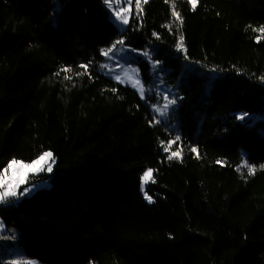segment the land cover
<instances>
[{
  "label": "trees",
  "instance_id": "1",
  "mask_svg": "<svg viewBox=\"0 0 264 264\" xmlns=\"http://www.w3.org/2000/svg\"><path fill=\"white\" fill-rule=\"evenodd\" d=\"M141 8L121 32L105 0H0V171L12 158H56L52 173L29 178L51 185L0 215L46 264H264V39L254 31L264 0ZM118 40L151 47L168 68L175 127L99 70ZM177 136L170 151L182 156L169 159ZM149 168L151 203L140 179Z\"/></svg>",
  "mask_w": 264,
  "mask_h": 264
},
{
  "label": "rangeland",
  "instance_id": "2",
  "mask_svg": "<svg viewBox=\"0 0 264 264\" xmlns=\"http://www.w3.org/2000/svg\"><path fill=\"white\" fill-rule=\"evenodd\" d=\"M142 2L143 0H141V3ZM111 3L113 5V7L111 8L107 4L106 5L109 9L112 20L122 32L127 27V24H124L122 21H120L115 16V12L119 11L121 7L128 8L129 4L126 3L125 0H111ZM134 7L135 0H132L130 12L128 14V21ZM144 52H148L150 54L151 59L144 56ZM153 55L154 51L151 49V47L134 49L127 46L124 41L123 45H117V47L113 49V52L110 53L109 56H104L103 61H101L99 64V70L114 79L117 75H119L121 79L119 81H117L116 79L115 80L123 85L133 88L139 94L141 100L149 105L150 110L155 118V121L159 123H165L172 128L175 127L177 124L175 121H172V114L175 108L179 105L181 97L178 94L177 83L173 84L167 77L168 68L161 62H159V64H156L154 68L155 60L153 58ZM137 58H140L142 62H146L148 64V69L143 67L139 62H132ZM129 78H131V80ZM136 79H139L141 81V85L144 89L143 96H141L140 94L141 85H135ZM165 96H167L169 100L176 101L175 104L169 105L167 109L164 108V104L166 103L164 99ZM239 116L243 118H249L255 117V114L240 112ZM24 162L30 163L31 161ZM55 164L56 158L55 163L53 164L52 171L54 169ZM52 171H42L38 174H50L52 173ZM31 176L32 175H30L29 178ZM29 178L26 184L20 186V188L18 189V193L22 192L25 187L30 188V191H28L24 195L18 194L16 197H9L6 202L0 203V205L17 203L23 197L31 195L38 188L49 187L51 185V182L47 179L29 183ZM147 184H145L144 186V191H146ZM0 221H2L5 225V228L0 230V264H12L13 261H20L22 262V264H25V262H35V264H46L38 258L27 256L24 253L23 248L18 244L17 229H8L1 215Z\"/></svg>",
  "mask_w": 264,
  "mask_h": 264
},
{
  "label": "snow or ice",
  "instance_id": "3",
  "mask_svg": "<svg viewBox=\"0 0 264 264\" xmlns=\"http://www.w3.org/2000/svg\"><path fill=\"white\" fill-rule=\"evenodd\" d=\"M126 3L129 4L128 8L121 7L119 11L115 12V16L122 21L124 24L128 23V14L130 12V6L132 3V0H125ZM144 3L147 2V0H143ZM105 3L111 8L113 7L111 0H105ZM189 3L191 4L192 10H195L199 0H189ZM135 7L137 10H142L141 8V0H135ZM173 17L180 21L182 23V18L175 10V4L173 3ZM254 31H257L261 33V35H258L256 37L257 42H259L261 39H264V26L260 27L259 29H254ZM155 35V34H154ZM184 37L181 35L179 43L177 44V49L180 51H184L186 54V49L183 43ZM123 40H118L115 44H113L110 48L103 50L104 56H109L110 53L113 52V49L117 47V45H123ZM144 56L151 59L150 54L148 52L143 53ZM159 64V61H154V68L155 65ZM85 71L88 69V65H82L81 66ZM64 72L71 71L68 68L63 69ZM66 79H71L70 76H66ZM117 81L121 79L119 75L115 77ZM131 80V78H129ZM261 79H264V77H261ZM135 85H141V81L139 79L135 80ZM115 91V89H113ZM140 94L141 96L144 95V89L142 85L140 86ZM166 103L164 104V108L167 109L169 105L175 104V100H169L167 96L164 97ZM243 117H241L242 119ZM180 140V137L177 136L175 140L168 141L167 145L164 147L165 152H170L169 159L172 158H180L182 156V149L177 148L175 151H170L173 144L177 143V141ZM163 144L164 142L161 141ZM193 153H197L198 150L193 147L191 149ZM55 163V158L53 156V153L51 151H43L41 154H39L36 158L32 159L30 163H25L22 160H17L15 158L10 159L6 162V167L3 168L2 171H0V203H4L8 200L9 197H16L19 195H24L28 191H30V188L25 187L22 192L18 193V189L21 185H24L28 182V178L30 175L38 174L42 171L51 172L53 168V164ZM218 164L221 163V161H217ZM243 166L247 168L248 175H254L256 172V167L254 165L247 164V161H244ZM262 168H264V165H261ZM141 179V190L144 194V197L146 200H148L149 203L152 202V197L148 195L147 191H144V186L147 184L150 180H153V170L151 168L147 169L143 172ZM154 182V180H153ZM5 225L2 221H0V230L4 229ZM12 264H22L20 261H13ZM25 264H35V262H25Z\"/></svg>",
  "mask_w": 264,
  "mask_h": 264
}]
</instances>
